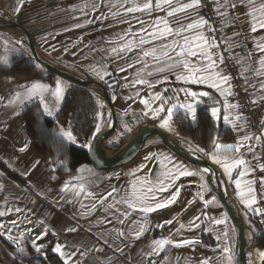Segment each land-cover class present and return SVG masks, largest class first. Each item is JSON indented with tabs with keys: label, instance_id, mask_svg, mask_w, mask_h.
Wrapping results in <instances>:
<instances>
[{
	"label": "snow or ice",
	"instance_id": "obj_1",
	"mask_svg": "<svg viewBox=\"0 0 264 264\" xmlns=\"http://www.w3.org/2000/svg\"><path fill=\"white\" fill-rule=\"evenodd\" d=\"M23 3L24 0H20L16 9L17 13L23 7ZM213 3L215 5L214 11L218 17L222 18L223 27L231 24L230 10H235L238 7L244 9L242 15L247 18L245 22L249 25L258 59L254 63L243 65L239 78L244 81L243 91L248 93V103L254 108L264 105V0H213ZM102 5L109 9L113 18L121 15L125 17L123 20H118L117 23L130 24L131 19H136L146 26L137 32H133L130 26L118 34V38L105 41L109 47L95 48L86 44L85 47L89 48L90 52L101 54L100 60L96 61L99 67L94 64L91 66V71L108 87L114 88L121 81H124L121 87L135 89L134 95L126 96L125 100L135 101L138 99L143 106L142 116L158 120L159 126L169 131L172 130L174 118L178 116L190 118L195 123L198 120V107L201 104H206L207 101H211L206 111L212 121H220L223 110V124L231 125L239 139L234 143H221L217 137L211 140V151L191 147L189 150L193 153L202 152L208 156L213 164L222 169L228 182L235 185V194L244 208L264 217V209L254 207L258 204L256 189L254 188L256 181L245 179V177L252 175L257 168L264 172V163L261 162V159L264 158V118L260 120L259 132L253 131L248 125V118L242 112L240 102L230 100V98L235 99L238 96V93L233 90L232 80L234 78L220 65L225 62L224 52H229L234 46L229 45L221 50V41L226 44L230 37L225 36L221 37V41L217 40L214 35L217 29L208 19L200 15L203 6L202 0H144L142 4L138 0H107V3L105 0H99V2L97 0H90V2L85 0L79 11L83 16L95 15ZM113 8L117 10L112 12L111 9ZM136 13L147 15L163 13L164 15L156 16L151 23H146L136 17L134 15ZM240 15V13H236L235 18L239 19ZM73 19H80V17L74 16ZM105 19H108V15L105 13H101L95 18L101 23ZM95 20L88 19L84 21L83 25L78 23L74 27L80 28L84 25L93 24ZM257 32L262 34L256 36ZM208 33H213V35H208ZM233 35H238V33ZM80 39L83 40V37ZM149 45L151 46L149 47ZM248 55L251 59L253 52L249 51ZM85 58L87 59V57ZM109 59H112L115 64L112 70H109L110 65L107 63ZM120 60H123L124 63L121 64ZM3 63H7V61ZM237 63H241V61L237 59ZM130 70H133L132 74L127 75ZM122 73L125 75L121 76ZM105 77L115 78L105 80ZM170 77H174V81ZM168 83H178L183 86L179 88L165 87L161 91L156 90L159 84ZM191 85L204 86L205 89L212 91L193 90ZM21 87L24 91L15 92L13 98L7 101L8 105L17 102L23 104L26 100L32 101L38 98L44 112L49 116L52 115V110L46 101V94H50L59 101L64 93V87L60 81L56 82L54 89L40 82H33ZM142 88L148 90L147 97L141 95ZM181 94H183L182 98ZM115 99L116 96L113 95L112 100L115 101ZM97 104L100 108L105 107L99 100H97ZM130 109L131 106H129ZM129 110H125L126 115ZM111 115L109 112L108 116L111 117ZM97 119L92 140L101 131L104 114L98 113ZM124 128L125 131H131L127 124ZM56 135L64 141L77 142V136L74 135L71 127L67 130L61 128ZM83 146L90 149L92 147L91 140ZM26 149L27 144L21 147L19 151L24 152ZM258 149L261 150L260 154H258ZM144 161L149 163H142L127 174L133 177L129 181L130 186L110 185L109 189L104 192L94 191L86 186L87 181H84L83 177L78 176L74 178L75 183L68 181L60 189L64 194L61 200L67 203L80 202L78 215L83 218H88L98 210L103 209L105 215L97 219V225L106 227L111 224L113 228L107 234L101 233L97 239L108 246L113 253L125 254L126 249L133 241L139 240L150 230L151 222L148 219L150 214L176 203L182 187V185L177 184V181L181 177H199L202 191L198 192L197 195L205 207L212 204L216 199L215 197L205 199L204 196L205 191H210L208 187L210 181L205 179V174L209 173L210 169L192 170L163 153L159 156L155 153H149L145 155ZM253 161L256 163L253 164ZM153 162L155 164L150 167ZM35 163H39V161ZM146 168L149 169L148 172L142 176L138 175ZM155 168H158L159 171H155ZM78 171L84 173L91 170L81 168ZM234 172L236 173L235 177L233 176ZM116 179L119 180L118 174ZM259 182L262 189L261 195L264 196V177H260ZM163 193H168V195H162ZM40 194L38 193V195ZM83 201H87V203ZM59 203L60 201H57V204ZM16 211L19 212L20 209L17 208ZM133 213H139L140 218L132 220L131 223H126ZM201 215L205 214L202 213ZM201 215L191 219L187 226L180 223L175 217L155 224V228L163 229L165 225H172L176 220L179 227L167 236L152 239L146 246V250H141L138 253V258L129 257L128 264H164V261L168 260L167 255L164 256V261H158L157 258L160 257L161 253H165L166 247L179 248L201 243L198 237L174 239L182 230L192 231L200 228L201 225L198 221L201 220ZM227 219V216L223 215L219 218H212V223L217 226L224 225L217 236L218 242H222L223 245L220 248L221 258L223 264H233L230 232L235 230L228 227ZM11 224L12 227H15L17 221L13 220ZM116 224L122 227L117 228L115 227ZM12 227L8 228L9 234ZM3 228L4 224L0 223V229ZM65 231L76 232L78 229L68 227ZM46 235L47 229L37 236L36 240H42ZM8 238L12 239L10 235ZM125 241L128 243L125 244ZM33 245L37 251L44 247V245L36 244V241H33ZM66 247L69 248L68 251H65ZM52 251L59 254L64 264H82L83 259L92 249L83 244L76 246L56 243ZM96 251H102V249H96ZM257 255L264 264V251H258ZM77 256L80 259H77ZM106 259L109 264H115L111 257ZM211 259L220 258H203L199 264H210Z\"/></svg>",
	"mask_w": 264,
	"mask_h": 264
},
{
	"label": "crops",
	"instance_id": "obj_2",
	"mask_svg": "<svg viewBox=\"0 0 264 264\" xmlns=\"http://www.w3.org/2000/svg\"><path fill=\"white\" fill-rule=\"evenodd\" d=\"M138 2L142 4L144 0H138ZM19 3L20 0H0V22L17 23L27 28L33 37L40 55L52 65L78 78L84 79L82 75L72 70V67L80 69L92 76L94 81L100 82L106 87L116 112L117 124L119 123L121 127L120 133H127V136H123V139H121L119 146L139 129L147 125H152L165 133L170 139L180 140L183 143H187L189 147L195 148L183 138L175 124V118L172 122L171 131L161 128L158 120L142 116L141 110L143 106L139 103L138 99L135 101L125 100L126 96L130 94L134 95L135 89L121 87L124 81H121L114 88L108 87L106 83L100 81L95 73L91 71V66L96 64L97 60H100L101 54L90 52L89 48L85 47L86 44L95 48H100L101 46L109 47L105 44V41L118 38V34L130 26L133 32H137L142 27H145V24L139 23L136 19H131L130 24L117 23L118 20H123L125 17L121 15L113 18L110 15L109 9L103 5L95 15L83 16L79 9L83 7L85 0H24L23 7L17 13L16 9ZM105 3H107V0H105ZM116 10V8L111 9L112 12ZM221 10L223 11V9ZM121 11L123 10L121 9ZM243 12L244 9L240 7L235 10H230V16L232 17L231 24L224 27L223 34V37H230L227 43L223 44L225 48L229 45L234 46L229 53L236 62L237 59L241 61V63H238L240 67L254 63L258 59V55L254 50L253 40L251 39L249 25L245 22L247 18L242 15ZM101 13L108 15V19L103 20L102 23L100 20H95ZM236 13L241 14L239 19L235 18ZM129 15L131 16L132 14ZM134 15L146 23H151L156 16H162L164 14L153 13L152 15H147L136 13ZM200 15L206 18L202 8ZM74 16L80 17V19H73ZM88 19L95 20V23L84 25L80 28L74 27L78 23L83 25L84 21ZM234 33H238V35H233ZM261 34V32H257L255 35L259 36ZM11 36L15 39L14 35ZM81 37H83V40L80 39ZM15 40L14 42L25 50L23 48L24 46L22 47ZM0 41L5 44L4 33H0ZM249 51L253 52L251 59H249ZM119 62L121 64L124 63L123 60ZM107 63L110 65L109 70L115 67L112 59L107 60ZM96 67H99V65L96 64ZM220 67L224 68L228 73L225 63L220 65ZM132 71L130 70L127 75H131ZM123 75L125 74L122 73L121 76ZM114 78L105 77V80H112ZM170 79L174 81V77H170ZM57 81L62 83L65 93L69 84L55 76L48 80L26 81L22 75L0 72V223L4 224V228L0 229V264H38L30 261L29 255L26 252L27 245L37 251L33 245V241H36V244L44 245V247L37 251L41 256H44L46 252H50L56 255L62 264H64L63 259L59 254L52 251L56 243L76 246L83 244L90 247L92 251L83 259L82 264H109L106 259L107 257H111L115 261V264H128L129 257L138 258V253L141 250H146V246L152 239L167 236L179 227L176 220H174L172 225H165L163 229L155 228V224L175 217L180 223H184L187 226L191 219L202 213L205 215H201V220L198 221L201 225L200 228L192 231L182 230L178 236L174 237V239L198 237L201 243L195 246H182L179 248L168 246L166 247L165 253H161L157 259L158 261H164V256L167 255L168 260L164 261V264H199V261L203 258L215 257L220 259H211L210 264H223L220 253V248L223 245L222 242H218L217 236L224 225H214L212 218H219L226 215V213L211 191L209 184L210 191L204 192L205 199H211V197H215L216 199L207 207L204 206L203 201L197 195L198 192L202 191L200 188L201 181L198 176L181 177L177 181V184L182 185V187L180 197L176 203L168 208L150 214L148 217L151 222L150 230L139 240L133 241L123 255L113 253L108 246L97 239L101 233L107 234L113 228L111 224L106 227L97 225V219L105 215L103 209L98 210L88 218H83L78 215L80 210L79 201L67 203L61 200L64 194L60 189L68 181L75 183L74 178L78 176L83 177L84 181H87L86 186L94 191L104 192L109 189L110 185L120 187L130 186L129 181L133 177L127 174L138 165L149 163L144 161L145 155L149 153H155L157 156L163 153L170 156L173 160L185 164L192 170L200 169L177 157L156 137H150L145 142L139 154L122 167L109 171H97L91 166L84 165L79 169L85 168L91 171L81 173L78 169L75 173L68 175L61 181L55 180L54 174L49 171L45 161L37 155L31 146L30 138L26 130L23 109L31 101L26 100L23 104L17 102L12 105H8L7 101L13 98L15 92L24 91L21 87L22 85L40 82L49 85L53 89ZM181 86L183 85L178 83L159 84L156 90L161 91L165 87L179 88ZM190 87L193 90L212 91L200 85H191ZM113 95L116 96L115 101L112 100ZM141 95L147 97L148 90L142 88ZM182 96L183 94H181V98ZM50 98L51 95L46 94V100ZM34 100L39 99L35 98L32 101ZM230 100L236 102V99L230 98ZM61 101L59 100L56 105L59 106ZM210 104L211 101H207L206 104H201L198 109H207ZM129 106H131L130 110ZM125 110H129L127 115L125 114ZM222 116L223 110L221 120L218 122L213 121V123L230 128L233 137L221 143H234L239 139V136L232 130L231 125L223 124ZM187 119L193 124L190 118ZM126 124L131 128V131H125L124 126ZM58 129L61 130V127H58ZM25 144H27V149L24 152H20L19 149ZM119 146L115 147L114 150ZM257 151L260 154L261 150L258 149ZM195 154L204 157L221 173L227 184L232 203L249 230L250 245L246 254V263L262 264L257 252L264 251V248L253 246L257 231L249 228L248 220H253L254 223L261 224L264 227V217L256 215L251 210L244 208L235 194V185L228 182L227 177L223 174L219 166L213 164L209 157L204 156L201 152H195ZM36 161H39V163H35ZM261 162L264 163V158L261 159ZM255 163L253 161V164ZM154 164L155 162L150 164V167ZM148 171L149 169L146 168L143 172L138 173V175L142 176ZM155 171H159V169L155 168ZM117 174L119 175V180L116 179ZM235 175L236 173L234 172L233 176L235 177ZM15 177L21 181L16 180ZM260 177H264V172H261L257 168L252 175L245 177V179H254L256 181L254 188L256 189L258 204L254 205V207L264 209V196L261 195ZM205 179L208 181L206 174ZM38 193L41 194L38 195ZM162 195L166 196L168 193H163ZM57 201H60V203L57 204ZM190 201L191 203H189ZM83 202L87 203V201ZM17 208L20 209L19 212L16 211ZM139 218V213H133L126 223H131L132 220H138ZM13 220L17 221V226L15 227H12L11 224ZM227 225L230 229H233L229 219H227ZM9 227H12L10 234L8 233ZM68 227H76L78 231L67 232L65 229ZM115 227L119 228L122 226L116 224ZM45 229H47V235L42 240H36V237L45 231ZM9 235L12 239L8 238ZM124 243L127 244L128 242L125 241ZM230 245L234 257L233 264H237L238 242L235 231L230 232ZM96 249H102V251H96ZM68 250L69 248L66 247L65 251ZM77 259H80L79 256H77Z\"/></svg>",
	"mask_w": 264,
	"mask_h": 264
},
{
	"label": "trees",
	"instance_id": "obj_3",
	"mask_svg": "<svg viewBox=\"0 0 264 264\" xmlns=\"http://www.w3.org/2000/svg\"><path fill=\"white\" fill-rule=\"evenodd\" d=\"M0 41V72L22 75L26 81L48 80L54 77L46 69L38 65L26 50L8 42ZM7 61V63H3ZM84 80L94 81V78L84 71L73 68ZM96 96L85 89L69 85L64 93L56 112L48 117L39 100L29 102L23 109L31 146L37 155L42 158L49 171L55 176V180L61 181L68 175L75 173L80 167L89 165L87 151L83 145L92 141L95 125L98 122V113L101 108L97 104ZM198 120L191 124L187 118L180 116L175 118V124L183 138L195 148H203L211 151V140L219 138V141L231 139L233 133L230 128L216 125L211 120L206 108H199ZM67 130L71 127L77 142L71 143L59 138L56 133L58 127ZM120 125L117 124L116 132L120 133ZM127 136V133H123ZM115 147V146H112ZM202 153V152H201ZM206 156L204 153H202ZM207 157V156H206ZM16 180L21 181L16 178ZM248 226L257 231L253 246L264 248V227L261 224L248 220ZM29 260L38 264H62L56 255L46 252L44 256L26 246Z\"/></svg>",
	"mask_w": 264,
	"mask_h": 264
},
{
	"label": "water",
	"instance_id": "obj_4",
	"mask_svg": "<svg viewBox=\"0 0 264 264\" xmlns=\"http://www.w3.org/2000/svg\"><path fill=\"white\" fill-rule=\"evenodd\" d=\"M0 33L23 34L26 43V50L38 65L71 86L92 92L99 101H101L100 99L102 98L106 106L105 114L107 117V127L100 136H96V138L91 141L92 147L90 149L88 148V163L93 169L97 171H109L126 165L139 154L145 142L150 137H156L166 148L185 162L199 168L200 170H203L204 168L210 169V172L206 173V178L210 181V189L223 207L237 237V264H247L246 254L250 245L249 230L232 203L223 176L211 163H209L204 157L193 155L181 149L165 133L152 125H147L139 129L116 150L108 148L107 143L110 141L111 136L116 132L117 117L111 101V96L106 87L100 82L87 81L78 78L75 75L69 74L52 65L40 55L31 33L24 26L17 23L0 22ZM109 112L112 114L111 117L108 116Z\"/></svg>",
	"mask_w": 264,
	"mask_h": 264
},
{
	"label": "built area",
	"instance_id": "obj_5",
	"mask_svg": "<svg viewBox=\"0 0 264 264\" xmlns=\"http://www.w3.org/2000/svg\"><path fill=\"white\" fill-rule=\"evenodd\" d=\"M202 10L206 18L212 23L213 27L217 29L214 33L218 41H221V37L224 34V27L221 24V18L218 17L217 13L214 11L213 0H202ZM213 35V33H210ZM221 50L225 48L223 42L220 44ZM225 57V66L227 71L234 78L232 84L234 85V92L238 93V96L235 98L242 105V112L248 118L249 127L256 132L260 130V120L264 118V105L256 106L248 103V93L243 91L244 81L239 78L241 71L240 65L235 61L233 56L229 52H224Z\"/></svg>",
	"mask_w": 264,
	"mask_h": 264
},
{
	"label": "rangeland",
	"instance_id": "obj_6",
	"mask_svg": "<svg viewBox=\"0 0 264 264\" xmlns=\"http://www.w3.org/2000/svg\"><path fill=\"white\" fill-rule=\"evenodd\" d=\"M11 35H14V37H15V39L11 36ZM16 41V42H18L19 44H21L22 45V47L23 48H25V50H26V45H25V43H24V41H23V39L21 38V36L18 34V33H14V34H5V42H8L9 44H14V45H16V46H18L19 47V45L18 44H16L15 42H14V40ZM27 51V50H26ZM54 89V88H53ZM62 98H63V96H62ZM62 100V99H61ZM47 102H48V104H49V107L51 108V110H52V115L51 116H49V115H47L48 117H52L53 116V114L56 112V110H57V108H58V105H56L57 103H58V101L54 98V97H52L51 96V98L50 99H47L46 100ZM56 102V103H55ZM56 108V109H55ZM105 111H106V109H105V107H103V108H101V113H103V114H105ZM106 123V121L103 123V125ZM102 125V126H103ZM60 127V126H59ZM60 130L58 129L57 130V133L59 132ZM56 133V134H57ZM123 136H125V134H123V133H114V135H112L111 136V139H110V142H108L107 143V147L108 148H110V149H115V147H117V146H119V144H121V139H123ZM173 141L179 146V147H181L183 150H185V151H187V152H189V153H191V154H193V155H196L195 153H193L192 151H190L189 149H190V147H189V145L187 144V143H183L182 141H180V140H177V139H173ZM112 146H115V147H112ZM198 156V155H197Z\"/></svg>",
	"mask_w": 264,
	"mask_h": 264
},
{
	"label": "bare ground",
	"instance_id": "obj_7",
	"mask_svg": "<svg viewBox=\"0 0 264 264\" xmlns=\"http://www.w3.org/2000/svg\"><path fill=\"white\" fill-rule=\"evenodd\" d=\"M20 36H21V38L23 39V41H24V43H25V39H24V36H23V34H21V33H18ZM25 45H26V43H25ZM101 101V103H103L104 105H105V103L103 102V100H102V98L100 99ZM105 109H106V106H105ZM106 121V123L101 127V131H100V133H98L97 134V136H100L101 135V133L104 131V129L107 127V117H106V114H104V122ZM181 148V147H180ZM182 149V148H181Z\"/></svg>",
	"mask_w": 264,
	"mask_h": 264
}]
</instances>
